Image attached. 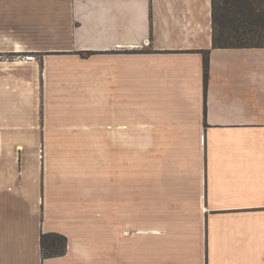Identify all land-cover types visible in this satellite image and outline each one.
<instances>
[{
    "label": "crops",
    "instance_id": "crops-1",
    "mask_svg": "<svg viewBox=\"0 0 264 264\" xmlns=\"http://www.w3.org/2000/svg\"><path fill=\"white\" fill-rule=\"evenodd\" d=\"M0 264H264V47L211 0H0Z\"/></svg>",
    "mask_w": 264,
    "mask_h": 264
},
{
    "label": "trees",
    "instance_id": "trees-1",
    "mask_svg": "<svg viewBox=\"0 0 264 264\" xmlns=\"http://www.w3.org/2000/svg\"><path fill=\"white\" fill-rule=\"evenodd\" d=\"M211 26L212 48L264 47V0H211ZM39 243L43 258L66 250V238L57 233L41 234Z\"/></svg>",
    "mask_w": 264,
    "mask_h": 264
},
{
    "label": "rangeland",
    "instance_id": "rangeland-1",
    "mask_svg": "<svg viewBox=\"0 0 264 264\" xmlns=\"http://www.w3.org/2000/svg\"><path fill=\"white\" fill-rule=\"evenodd\" d=\"M47 99L45 98V94L43 93V89L40 88V104H41V109H40V113H41V118L43 119V114L44 111H46L45 109H47ZM57 109H61V108H57ZM51 110H54V112H56V108L52 109L51 107ZM42 122V121H41Z\"/></svg>",
    "mask_w": 264,
    "mask_h": 264
}]
</instances>
